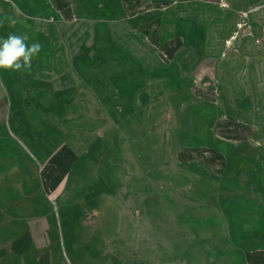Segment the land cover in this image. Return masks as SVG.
<instances>
[{
  "label": "rangeland",
  "instance_id": "1",
  "mask_svg": "<svg viewBox=\"0 0 264 264\" xmlns=\"http://www.w3.org/2000/svg\"><path fill=\"white\" fill-rule=\"evenodd\" d=\"M9 34L13 136L75 155L32 199L68 264H264V0H0Z\"/></svg>",
  "mask_w": 264,
  "mask_h": 264
},
{
  "label": "crops",
  "instance_id": "2",
  "mask_svg": "<svg viewBox=\"0 0 264 264\" xmlns=\"http://www.w3.org/2000/svg\"><path fill=\"white\" fill-rule=\"evenodd\" d=\"M14 80V71L0 69V264H68L72 262L71 247H75L76 240L75 229L72 236L69 231L70 210L58 216L57 221L55 212L38 211V199H32L47 190L46 155L47 160L58 162L62 176L71 174V158L75 165V155L67 147L55 149L54 144L47 151L46 140L13 136L14 126L21 125L13 114ZM67 160L70 164L59 165ZM60 184H53L48 191L62 192L68 187ZM93 264L107 262L99 260Z\"/></svg>",
  "mask_w": 264,
  "mask_h": 264
},
{
  "label": "clouds",
  "instance_id": "3",
  "mask_svg": "<svg viewBox=\"0 0 264 264\" xmlns=\"http://www.w3.org/2000/svg\"><path fill=\"white\" fill-rule=\"evenodd\" d=\"M29 37L9 34L0 38V69L19 71L30 67L32 58L40 51V44L27 43Z\"/></svg>",
  "mask_w": 264,
  "mask_h": 264
}]
</instances>
